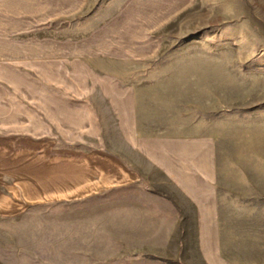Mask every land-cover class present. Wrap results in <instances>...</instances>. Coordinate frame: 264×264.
Wrapping results in <instances>:
<instances>
[{
  "label": "rangeland",
  "instance_id": "1",
  "mask_svg": "<svg viewBox=\"0 0 264 264\" xmlns=\"http://www.w3.org/2000/svg\"><path fill=\"white\" fill-rule=\"evenodd\" d=\"M63 40L155 92L147 132L216 138L223 245L234 258L264 262V0H0V57L51 53ZM135 66L146 70L129 74ZM106 204L34 207L10 226V240L23 245H0V264H154L152 252H137L152 251L153 240L123 235L120 208ZM85 217L114 232L92 235L106 245L77 250L112 259L76 253L73 229Z\"/></svg>",
  "mask_w": 264,
  "mask_h": 264
},
{
  "label": "crops",
  "instance_id": "2",
  "mask_svg": "<svg viewBox=\"0 0 264 264\" xmlns=\"http://www.w3.org/2000/svg\"><path fill=\"white\" fill-rule=\"evenodd\" d=\"M61 42L51 53L42 46L0 57V245H23L10 240V226L33 217L34 207L95 199L120 208L123 235H149L153 250L137 252H152L154 264H264L234 258L223 245L216 138L147 132L155 92ZM75 222L76 253L112 259L77 245H106L92 235L113 229Z\"/></svg>",
  "mask_w": 264,
  "mask_h": 264
}]
</instances>
